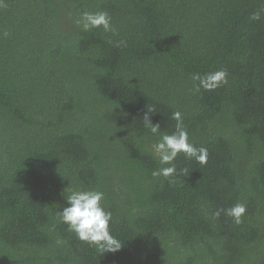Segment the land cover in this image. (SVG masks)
Wrapping results in <instances>:
<instances>
[{
  "label": "trees",
  "instance_id": "obj_1",
  "mask_svg": "<svg viewBox=\"0 0 264 264\" xmlns=\"http://www.w3.org/2000/svg\"><path fill=\"white\" fill-rule=\"evenodd\" d=\"M262 6L3 0L0 264H264V17L250 19ZM101 10L116 34L77 26L82 12ZM220 69L227 85L193 91L194 74ZM148 106L162 133L180 111L207 164L180 153L176 175L153 177L162 165L143 124ZM88 188L113 213L115 253L57 217L68 192ZM237 203L241 224L214 215Z\"/></svg>",
  "mask_w": 264,
  "mask_h": 264
},
{
  "label": "clouds",
  "instance_id": "obj_2",
  "mask_svg": "<svg viewBox=\"0 0 264 264\" xmlns=\"http://www.w3.org/2000/svg\"><path fill=\"white\" fill-rule=\"evenodd\" d=\"M264 4V0H261ZM3 0H0V4ZM264 17V6L258 8L250 16L253 21H258ZM77 26L83 31L92 29H102L104 33L116 34V29L112 22V17L106 10L97 12L84 11L76 20ZM5 35H7L5 33ZM127 42L118 40L116 47H126ZM194 81L199 83L194 85L193 91L199 92L202 89L206 91L215 90L222 85L228 84V73L224 69L210 72L204 76L194 74ZM154 107L148 106V111L144 114L143 124L150 133L157 137L151 148L154 156L158 159L162 167L153 170V177L170 178L177 174V168L174 163L180 153H184L189 159H195L199 164L206 165L208 161V150L206 147L197 148L189 140V132L184 125L183 114L180 111L172 113L171 118L176 121L175 131L171 134L162 133L161 125L154 123L149 113H155ZM167 165V166H164ZM187 172V170H183ZM104 192L95 188L74 189L66 195L67 205L57 212V217L61 223L68 226V231L74 232L77 239L86 242L89 246H94L101 254L106 252H117L123 247L122 242L112 234L111 223L113 222V213L104 206ZM246 206L237 203L230 208L220 209L214 213L219 217L221 212L232 217L237 225L243 222L246 213ZM57 243H63L58 240Z\"/></svg>",
  "mask_w": 264,
  "mask_h": 264
}]
</instances>
